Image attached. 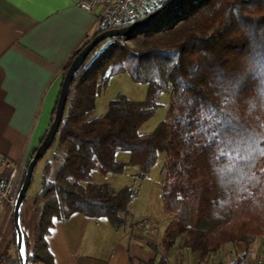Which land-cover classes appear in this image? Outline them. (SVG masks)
<instances>
[{"label": "trees", "instance_id": "1", "mask_svg": "<svg viewBox=\"0 0 264 264\" xmlns=\"http://www.w3.org/2000/svg\"><path fill=\"white\" fill-rule=\"evenodd\" d=\"M170 1L154 0L147 14ZM102 42L69 85L53 140L62 160L52 179L50 164L44 168L31 232L22 225L21 208L25 264H54L45 240L53 218L79 212L105 217L115 228L127 223L136 190L89 181L93 168L102 175L123 171L115 160L119 149L129 151L141 177L159 152L166 153L162 196L172 219L160 245L149 243L159 257L145 264H169L178 245L205 255L264 236V0H182L146 26ZM123 71L149 84L147 97L118 94L105 115L92 117L99 90ZM166 90V118L152 133L140 134ZM0 264H18V258L1 256Z\"/></svg>", "mask_w": 264, "mask_h": 264}, {"label": "crops", "instance_id": "2", "mask_svg": "<svg viewBox=\"0 0 264 264\" xmlns=\"http://www.w3.org/2000/svg\"><path fill=\"white\" fill-rule=\"evenodd\" d=\"M80 1L0 0V152L13 162L28 161L40 144L53 116L65 66L93 32L100 7L87 11L79 6ZM54 159L46 160L41 175L47 163L59 166L62 153ZM8 172V167L0 165L2 178ZM41 175L40 187L27 195L22 205L25 229L39 217L34 201L41 189ZM128 223L130 227L115 228L109 221L106 224L74 212L66 219L53 218L45 240L54 264H145L149 259L156 260L159 254L149 245L154 242L145 244L138 228ZM101 229L112 240L105 258L97 256L100 248L94 243ZM144 237L150 240L149 235ZM14 239L12 216L0 211V257L17 256ZM261 239L264 241V236ZM253 243L246 246L231 242L205 255L187 248L180 253L172 249L168 261L173 255L169 264H227L229 259L237 255L236 261L245 253L251 258L241 264H258L264 251L254 253Z\"/></svg>", "mask_w": 264, "mask_h": 264}, {"label": "rangeland", "instance_id": "3", "mask_svg": "<svg viewBox=\"0 0 264 264\" xmlns=\"http://www.w3.org/2000/svg\"><path fill=\"white\" fill-rule=\"evenodd\" d=\"M104 43L105 42H102L98 50L102 48ZM148 87L149 84L147 82L134 81L126 71L110 75L105 86L99 90L95 97V107L92 113V117H101L105 115L108 110L109 101L118 94H124L131 100H144L147 97ZM170 99L171 93L169 90L160 93L156 101L157 107L155 112L138 129V132L140 134L152 133L156 130L159 123L166 118ZM60 153L61 148L58 142L54 141L49 149L45 152L43 157L36 164L31 184L26 196L32 194L35 189H38L37 187H40V175L46 160L50 159V161H52L54 158H58L60 156ZM115 160L124 164V169L122 172H108L105 175H102L100 174L98 168H93L90 172L89 181L101 185H107L110 189L114 190H118L125 186L134 188L136 190V195L128 203L127 206L131 212L134 222L131 221V218H128V222H131V224L134 226V229L137 230L138 228L139 234L143 236L140 237V240H144L145 244H147V242L153 241L154 244L159 246L162 235L170 220L172 219V216L164 209L162 196V185L164 178L163 164L166 160V153H158L156 161L151 166L148 173L143 177L138 174V167L130 163L129 151L122 149L117 150L115 154ZM57 166L58 165H55L54 162L50 167L48 173L49 179L50 176H53V172L55 171V169L58 168ZM91 218L103 220V222H105L106 224L108 222L104 217ZM129 225L130 224L128 223L124 226L130 227ZM32 226L33 224H28L26 229L28 231H31ZM124 226H122V228H124ZM110 228L111 230H113L112 232H115L116 229L112 227ZM148 235L150 236V240L144 237ZM108 236L109 234L107 232H104L103 229H101L97 234L94 243H96V246L100 248V252H97L98 257H107L106 255L108 248L112 243L111 236L109 237V239ZM261 238H263V236H261ZM261 238L258 237L253 243L255 246L254 253L258 252V254H261V252L264 251V241H262ZM182 249H184V247H182L181 245H178L176 249L173 248V250H177V252L181 251ZM185 252L180 254V256L184 255ZM236 256H234L233 259H229L228 262H234L237 258ZM172 257L173 255H171L169 258L170 263L173 262ZM246 257L242 260L244 263L251 258ZM200 261L201 259L199 258L198 262ZM183 262L187 263L188 261L183 260ZM241 262H239L238 264H241Z\"/></svg>", "mask_w": 264, "mask_h": 264}, {"label": "water", "instance_id": "4", "mask_svg": "<svg viewBox=\"0 0 264 264\" xmlns=\"http://www.w3.org/2000/svg\"><path fill=\"white\" fill-rule=\"evenodd\" d=\"M182 0H171L166 5L148 13L143 18L127 25L118 28H110L104 30L98 34H96L91 40L87 41L83 46L78 50L77 54L72 58L69 66L67 67L63 79L61 82L58 98L55 104L53 118L48 126V129L41 140L40 144L34 150L33 154L31 155L30 159L28 160L27 170L18 194V198L12 213V222L13 228L15 231V246H16V253L18 258V264H25L26 263V247L24 242V234L20 223V213L21 208L23 205V201L26 197L27 190L30 186L33 172L36 164L38 161L43 157L45 152L49 149L52 145L59 125L61 123V119L63 116L64 108L66 105L67 97H68V89L69 85L73 79L75 71L78 67L85 61L88 54L93 50V48L98 45L100 42L114 37V36H125L128 35L147 24L153 22L155 19L163 15L165 12L169 11L173 7L177 6ZM23 246L24 254H20V248Z\"/></svg>", "mask_w": 264, "mask_h": 264}, {"label": "built area", "instance_id": "5", "mask_svg": "<svg viewBox=\"0 0 264 264\" xmlns=\"http://www.w3.org/2000/svg\"><path fill=\"white\" fill-rule=\"evenodd\" d=\"M154 0H81L79 6L87 11H92L99 6L95 27L87 41L104 27L118 28L127 26L147 15L150 4ZM98 34V33H97ZM28 161L22 159L18 162L11 161L0 152V165L9 168L8 176L1 177L0 173V211L12 216L18 194L27 170ZM260 260L258 264H260Z\"/></svg>", "mask_w": 264, "mask_h": 264}, {"label": "snow or ice", "instance_id": "6", "mask_svg": "<svg viewBox=\"0 0 264 264\" xmlns=\"http://www.w3.org/2000/svg\"><path fill=\"white\" fill-rule=\"evenodd\" d=\"M24 251H25V250H24V248H23V246H22V247L20 248V254L23 255V254H24Z\"/></svg>", "mask_w": 264, "mask_h": 264}]
</instances>
